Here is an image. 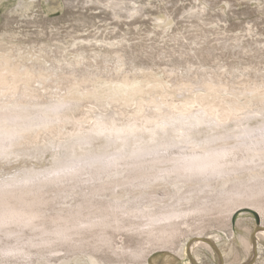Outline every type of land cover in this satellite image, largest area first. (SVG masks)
<instances>
[{"label": "rangeland", "instance_id": "1", "mask_svg": "<svg viewBox=\"0 0 264 264\" xmlns=\"http://www.w3.org/2000/svg\"><path fill=\"white\" fill-rule=\"evenodd\" d=\"M0 79L5 84L16 80L32 89L26 93L30 98L22 99L19 94L23 88L13 94L10 87L5 86L0 89V106L74 104L60 117V126L57 122L40 131L36 139L24 140L18 150L25 153L13 150L8 152L10 156H30L32 152L36 153L35 147L43 151V145L50 150L56 149L62 147L60 141L67 146L73 139L90 133L91 127L116 133L130 124L137 126L134 134L146 136L159 128L165 119L181 117L175 113L172 116L166 108L159 107L161 110L145 109V117L137 118L138 121L117 118L110 111L113 105L102 107L95 94H110V90L116 92L118 88L120 92L124 90L120 84L139 88L143 93L148 89L155 90L158 100L171 106L170 109L187 100L191 102V111L180 113L184 116L196 115L203 119L204 113L199 110L214 116L216 108L231 107L238 110L236 115L242 111L254 114L264 111V0H0ZM153 95H142L141 99H154ZM209 105L215 109H210ZM159 111L161 117H158ZM87 114L90 119L86 118ZM106 115L112 120L97 121L98 116ZM117 115L121 114L117 112ZM31 149L32 152H28ZM80 156L82 158V155L73 154L72 159ZM86 163L77 161L75 166L77 169L83 165L84 169L89 168ZM69 176H60L66 181L58 185L54 181L55 184L48 183L42 189L47 198L41 206L47 230L53 226L47 221L49 217L57 210L70 208L81 201L84 198L81 192L94 186L79 180L80 177L87 178L85 175ZM251 177L241 174L226 186L263 179L264 171ZM109 180L103 179L104 182ZM220 184L215 180L208 183L207 195L215 196L226 188ZM58 186L64 188L59 190ZM193 186L183 183L182 189ZM126 188L127 185L118 187L113 193L106 192L93 200L120 203L127 208L138 205L143 198L165 201L177 191L173 186L159 183L146 186L145 191H125ZM163 204H155V207ZM152 208L149 204L141 206L144 211ZM223 209L219 213L215 211L219 215L213 213L214 217H188L186 225H180V230L175 231L166 245L127 229H108L104 232L110 242H100L99 230H91L85 233L88 248L82 249L92 248L101 260L100 264H112L120 259L128 262L137 255L134 260L140 264H219V261L225 264L222 258L231 260L233 252L237 254L236 263L241 264L245 256L232 237H237L238 228L255 230L253 233L263 231L264 214L253 207L242 206L232 212L228 221V213ZM240 218L245 220L238 221ZM128 221L138 222L124 216L123 223ZM4 230L21 231L23 242L5 237ZM32 230L40 229L19 224L3 226L0 227V239L2 242L25 243V239L35 234ZM201 239H208L212 248L207 245L202 248L200 244L192 251L191 246L202 242ZM35 249L43 250L48 262L34 258L29 262L22 257L12 261L14 264H90L88 257L82 254L71 257L63 251L49 253L50 247L31 248ZM119 253L122 254L119 256ZM250 264H264V244Z\"/></svg>", "mask_w": 264, "mask_h": 264}, {"label": "bare ground", "instance_id": "2", "mask_svg": "<svg viewBox=\"0 0 264 264\" xmlns=\"http://www.w3.org/2000/svg\"><path fill=\"white\" fill-rule=\"evenodd\" d=\"M13 81V83L5 84L0 79V89L7 86L13 94H16L19 88H23L20 91V97L29 99L26 93L32 90L31 87L19 84L16 80ZM120 86L124 87V90L120 92L117 91L120 88L116 92L113 89L110 90L112 98L110 94H95L102 107L113 105L110 111L117 118L126 117L137 120V118L145 117V109L161 110L159 107L166 108L165 110L172 116L175 113L181 117L171 116L172 118L165 119L159 124V128L146 136L134 134L137 126H130V124L123 126L126 128L116 133L101 129L93 130L91 127L90 133L69 141L67 146L60 141L62 147L56 149L50 150L43 145V151L38 147L34 148L36 153H33L32 149L28 150L32 152L30 156L26 154L10 156L8 152L13 150L25 153L18 150L24 140L36 139L40 131L55 126L57 122H59L57 126H60V117L73 108L74 104L57 102L45 106H23L15 103L14 107L0 106V227L6 228L8 225L19 224L40 229L32 230L35 234L25 239V243L2 242L0 239V264H14L17 257H22L29 262L33 258L48 262L43 250H31L38 246L52 248L49 253L63 251L71 257L82 254L88 257L90 264H100L101 260L94 255L92 248L86 249L88 243L85 233L91 230H99L98 238L102 243L110 242L104 230L127 229L137 235H144L146 239L161 241V245H166L170 243L169 239L175 231L180 230V225H186L185 220L190 216L212 217L215 211L218 210L219 213V210L225 208L223 210L228 213L229 221L232 212L242 206L253 207L261 215L264 214V178L226 186L229 181L241 174L255 178L256 174L264 171V111H257L254 114L242 111L236 115L238 110L230 106L231 108L225 110L216 108L212 116L204 112L203 106L199 105L201 107L199 109H202L199 112L204 113L203 119L196 115L184 116L180 113L185 114L191 111V102L187 100L180 101L170 109L171 106L158 100L155 90L148 89L143 93L139 88L131 89L130 85L120 84ZM149 93L154 94V99L152 97L147 101L141 99L142 95L146 96ZM158 96L162 95L158 94ZM202 99L206 101V98L202 97ZM154 101L157 103H152ZM208 107L215 109L211 105ZM132 108L134 109L128 111ZM224 111L226 114H223ZM117 112L121 115H117ZM159 114L158 117H161L160 111ZM88 115L86 118L90 119ZM105 119L107 122L112 120L110 115L97 117L98 122H104ZM48 145L53 144L48 142ZM239 153L243 155L238 157ZM73 154L82 155V158L80 156L72 159ZM54 160L57 161L54 162ZM77 161L87 162L86 165L90 167L84 169L85 165H83L77 169L78 167L75 166ZM34 164L39 167L31 166ZM40 164L47 168L43 169L44 166ZM75 174L87 176L85 179L76 177L94 186L81 192L84 202L81 199L82 202L77 201L70 208L59 209L54 216L49 217L47 221H50L53 226L51 230H47L44 224L46 219L42 217L41 209L47 198H44L46 193L42 189L48 183L57 181L58 185L66 181L64 178L60 179V176L71 175L69 177H72ZM104 178L110 180L104 182ZM214 180L219 181L220 186H226V188L214 194L215 196H209L205 188H209L207 184ZM155 183L173 186L177 191L165 201L143 198L138 202L140 206L130 205L127 208L120 203L93 200L106 192L113 193L116 188L124 185H127L125 191H145L146 186ZM183 183L194 186L183 190ZM199 184L202 185L196 186ZM137 185L145 187H137ZM61 188L64 187L58 186L59 190ZM196 199L205 201L200 202ZM167 201L173 202L167 204ZM161 203L164 204L155 207V204ZM147 204L153 205V208L147 211L142 210L141 206ZM124 216L136 219L138 222L128 221L124 224ZM240 220L245 218H240L238 221ZM253 231L255 230L238 228L237 237H232L235 245L242 249L245 256L241 264H250L256 260L264 244V229L257 233ZM21 233V231L4 230L5 237H12L23 242ZM196 239L200 241L199 238ZM201 240L202 242L192 245L191 250L200 244L203 245L202 248L204 246L212 248V243L208 239ZM84 247L86 248L82 249ZM114 254L117 256L115 252ZM121 254L119 253V256ZM137 256L136 258L133 256L128 262L120 259L112 264H137L139 263L135 261ZM236 256V252H233L231 260L222 259L225 264H237ZM66 258L67 256L63 259Z\"/></svg>", "mask_w": 264, "mask_h": 264}]
</instances>
